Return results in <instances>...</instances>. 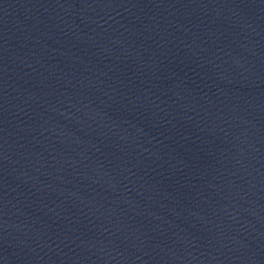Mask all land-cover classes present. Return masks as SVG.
I'll list each match as a JSON object with an SVG mask.
<instances>
[{"label": "water", "instance_id": "water-1", "mask_svg": "<svg viewBox=\"0 0 264 264\" xmlns=\"http://www.w3.org/2000/svg\"><path fill=\"white\" fill-rule=\"evenodd\" d=\"M0 264H264V0H0Z\"/></svg>", "mask_w": 264, "mask_h": 264}]
</instances>
